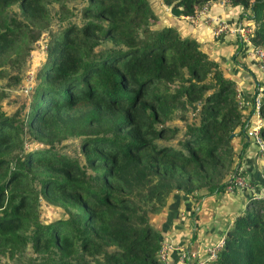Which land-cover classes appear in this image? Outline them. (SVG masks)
Instances as JSON below:
<instances>
[{"label":"trees","instance_id":"1","mask_svg":"<svg viewBox=\"0 0 264 264\" xmlns=\"http://www.w3.org/2000/svg\"><path fill=\"white\" fill-rule=\"evenodd\" d=\"M161 2L175 17L215 2L240 7L253 49H264V0ZM54 5L61 24L52 31ZM43 37L31 99L10 115L0 109V255L15 264H166L150 216L176 191L198 202L241 176L247 141L237 153L233 140L250 116L235 82L199 41L161 26L151 0H0V103ZM259 115L264 144V102ZM74 138L82 161L57 149ZM41 200L63 215L41 221ZM202 264H264L263 200Z\"/></svg>","mask_w":264,"mask_h":264},{"label":"crops","instance_id":"2","mask_svg":"<svg viewBox=\"0 0 264 264\" xmlns=\"http://www.w3.org/2000/svg\"><path fill=\"white\" fill-rule=\"evenodd\" d=\"M154 12L161 26L175 27L182 37L195 38L202 44L205 53L217 62L225 77L237 86L240 109L250 116L244 135H237L233 147L238 153L244 140L247 141L239 171L247 186L234 191H225L200 201L184 194L174 192L167 206L157 215L150 216L153 227L159 231L166 264H194L207 259L208 249L224 240L234 219L244 212L250 202L259 199L263 191L264 158L259 144L249 131L258 130L262 120L255 111L254 100L264 102V75L253 57V47L243 40L237 53L241 37L238 33H224L215 36L212 29L220 18L229 27L235 28L239 21L240 7L215 2L208 8L207 15L197 20L191 17H175L169 7L161 0H151Z\"/></svg>","mask_w":264,"mask_h":264},{"label":"rangeland","instance_id":"3","mask_svg":"<svg viewBox=\"0 0 264 264\" xmlns=\"http://www.w3.org/2000/svg\"><path fill=\"white\" fill-rule=\"evenodd\" d=\"M71 5L74 6L75 8H78L80 4L78 2H75L74 4L71 3ZM56 10H57L56 5L51 7L52 23L50 30L52 31L57 30L61 24L58 21ZM71 21L75 23L81 22L80 15L77 13V11H75L74 16L71 18ZM47 33H45L46 36L48 35ZM45 37H43L38 42V44L32 51L27 64L23 68V72L21 75L22 76L21 83L19 85L5 89L7 91V96L0 103V109L8 115L14 113L15 110L21 107L23 104L25 105L26 103L28 104L29 100L32 97V93L37 83V78H36L37 73L46 60V51L43 46ZM253 57L255 58L254 54ZM4 83H5L4 80H0V88L4 86ZM40 146H41L40 144L33 145V147H40ZM33 147L27 146L26 149H30ZM57 149L62 153H66L70 156H79L80 160L81 161L83 160L82 157L80 156L79 142L78 139L76 138L67 140L61 145H58ZM62 215H63L62 209L49 205L45 201L41 200V205H40L41 221L46 223ZM0 264H15V263L13 261L11 262L7 257L0 255Z\"/></svg>","mask_w":264,"mask_h":264},{"label":"built area","instance_id":"4","mask_svg":"<svg viewBox=\"0 0 264 264\" xmlns=\"http://www.w3.org/2000/svg\"><path fill=\"white\" fill-rule=\"evenodd\" d=\"M208 8H209V6H205L200 11L198 16L191 17V19L197 20L201 16H206L210 20V18L207 15ZM212 22L216 23L214 28L212 29V32H213V34L215 36H218V35H221V34H224V33H228V32H230V33H238V35L241 37L242 41L243 40L249 41L248 40V33L250 32V27H249V23L248 22L241 23V24L237 25L235 28L229 27L228 24L225 21H223L222 19H220V18H216V19L212 20ZM253 54L255 55V58L257 60V64H258L259 69L262 71V73L264 75V49H253ZM260 104H261L260 99L259 98H255L254 106H255V111H256V113L258 115H259V106H260ZM259 117H260V115H259ZM248 134L249 135H253L256 138V140H257V142L259 144L260 151H261V153L263 155V158H264V144L261 142V140L259 138V130L249 131ZM245 186H247L245 180L241 176H238V177L235 178L233 186H230L228 188V190L229 191H234L237 188H243ZM259 199L264 201V190L260 193ZM222 244H223V241H221L217 245H214V246L210 247L208 249V255H207V259L206 260L214 259L216 257V254H217L218 250L222 246ZM160 257L163 260L165 259L164 250L163 249H162V252L160 253ZM203 262L204 261L198 262V263L202 264Z\"/></svg>","mask_w":264,"mask_h":264},{"label":"water","instance_id":"5","mask_svg":"<svg viewBox=\"0 0 264 264\" xmlns=\"http://www.w3.org/2000/svg\"><path fill=\"white\" fill-rule=\"evenodd\" d=\"M240 42L242 43L243 41L240 39ZM233 180V178L231 179V181Z\"/></svg>","mask_w":264,"mask_h":264}]
</instances>
